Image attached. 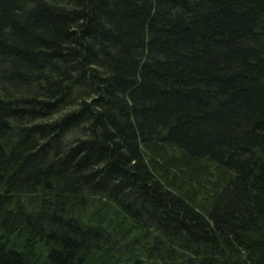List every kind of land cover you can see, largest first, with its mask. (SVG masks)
<instances>
[{
	"label": "trees",
	"instance_id": "16d2710c",
	"mask_svg": "<svg viewBox=\"0 0 264 264\" xmlns=\"http://www.w3.org/2000/svg\"><path fill=\"white\" fill-rule=\"evenodd\" d=\"M0 264H264V0H0Z\"/></svg>",
	"mask_w": 264,
	"mask_h": 264
}]
</instances>
